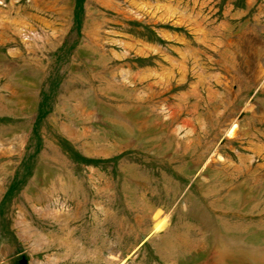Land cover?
Wrapping results in <instances>:
<instances>
[{
	"label": "rangeland",
	"instance_id": "374dc122",
	"mask_svg": "<svg viewBox=\"0 0 264 264\" xmlns=\"http://www.w3.org/2000/svg\"><path fill=\"white\" fill-rule=\"evenodd\" d=\"M0 264H264V0H0Z\"/></svg>",
	"mask_w": 264,
	"mask_h": 264
}]
</instances>
